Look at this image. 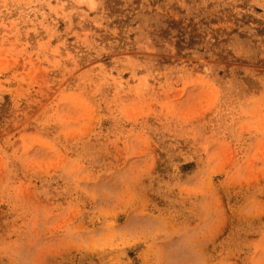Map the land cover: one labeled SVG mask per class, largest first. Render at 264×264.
Listing matches in <instances>:
<instances>
[{
	"label": "rangeland",
	"instance_id": "rangeland-1",
	"mask_svg": "<svg viewBox=\"0 0 264 264\" xmlns=\"http://www.w3.org/2000/svg\"><path fill=\"white\" fill-rule=\"evenodd\" d=\"M0 264H264V0H0Z\"/></svg>",
	"mask_w": 264,
	"mask_h": 264
}]
</instances>
